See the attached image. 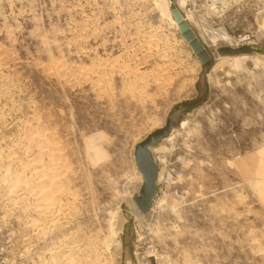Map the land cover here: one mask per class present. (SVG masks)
I'll list each match as a JSON object with an SVG mask.
<instances>
[{"label":"rangeland","instance_id":"374dc122","mask_svg":"<svg viewBox=\"0 0 264 264\" xmlns=\"http://www.w3.org/2000/svg\"><path fill=\"white\" fill-rule=\"evenodd\" d=\"M173 5L0 0V264H264V0Z\"/></svg>","mask_w":264,"mask_h":264},{"label":"water","instance_id":"95a60500","mask_svg":"<svg viewBox=\"0 0 264 264\" xmlns=\"http://www.w3.org/2000/svg\"><path fill=\"white\" fill-rule=\"evenodd\" d=\"M171 6V15L178 26L179 32L183 39L188 43L193 53L198 57L202 64H205L211 59V55L205 48L200 39L196 36L182 12L175 6L176 0ZM218 55L224 56H240L253 53V48L249 46L220 47L217 50ZM162 131L153 132L146 140L138 144L135 148L134 157L143 176V184L140 188L138 196L135 197V202L141 212H146L150 209L153 203L154 196L157 192V167L153 160L150 148L155 146L162 138Z\"/></svg>","mask_w":264,"mask_h":264},{"label":"crops","instance_id":"0c3cea01","mask_svg":"<svg viewBox=\"0 0 264 264\" xmlns=\"http://www.w3.org/2000/svg\"><path fill=\"white\" fill-rule=\"evenodd\" d=\"M175 6L180 10V0H176Z\"/></svg>","mask_w":264,"mask_h":264},{"label":"bare ground","instance_id":"6f19581e","mask_svg":"<svg viewBox=\"0 0 264 264\" xmlns=\"http://www.w3.org/2000/svg\"><path fill=\"white\" fill-rule=\"evenodd\" d=\"M139 171V170H138ZM50 190V189H49ZM45 192V191H44Z\"/></svg>","mask_w":264,"mask_h":264}]
</instances>
